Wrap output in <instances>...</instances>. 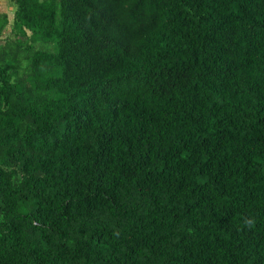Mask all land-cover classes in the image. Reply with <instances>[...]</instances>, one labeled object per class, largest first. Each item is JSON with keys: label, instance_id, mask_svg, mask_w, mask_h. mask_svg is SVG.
Segmentation results:
<instances>
[{"label": "trees", "instance_id": "16d2710c", "mask_svg": "<svg viewBox=\"0 0 264 264\" xmlns=\"http://www.w3.org/2000/svg\"><path fill=\"white\" fill-rule=\"evenodd\" d=\"M11 2L0 264H264V0Z\"/></svg>", "mask_w": 264, "mask_h": 264}, {"label": "rangeland", "instance_id": "374dc122", "mask_svg": "<svg viewBox=\"0 0 264 264\" xmlns=\"http://www.w3.org/2000/svg\"><path fill=\"white\" fill-rule=\"evenodd\" d=\"M16 5L11 0H0V11L7 12L11 19L14 18ZM34 28H43L42 24L35 23Z\"/></svg>", "mask_w": 264, "mask_h": 264}]
</instances>
